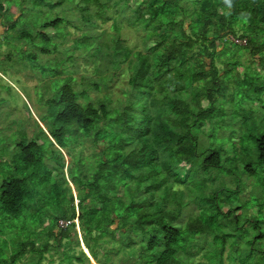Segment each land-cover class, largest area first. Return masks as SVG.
I'll return each mask as SVG.
<instances>
[{"label": "trees", "instance_id": "1", "mask_svg": "<svg viewBox=\"0 0 264 264\" xmlns=\"http://www.w3.org/2000/svg\"><path fill=\"white\" fill-rule=\"evenodd\" d=\"M63 1L22 0L21 16L13 21L3 14L1 22L3 28L9 24L4 38L25 19V7L36 12L16 35L43 55H55L53 75L68 71V77L48 92L46 113L37 114L39 120L30 116L31 132L24 125L16 131L20 139L10 162L0 159V248L9 254H0V264H16L39 245L41 256L65 247L72 254L80 243L97 264H109L96 246L104 237L119 241L123 252L130 249L129 256L138 255L135 264H203L195 260L202 251L204 264H252L248 261L254 256L255 264H264V248H253L256 240L264 246V127L259 136L245 134L229 147L210 142L230 119L253 129L261 123L264 0H232L231 7L225 0H146L134 8L126 6L128 0H79L75 7L88 28H97L94 18L112 20L117 34L105 39V32H85L73 40V51L62 48L69 35L59 29L64 18L37 21L44 8ZM1 10L0 2V17ZM123 21L143 31L144 42L151 43L145 52L120 39ZM48 28L56 34H46ZM77 51L102 60L107 70L127 64L124 100L113 101L110 93L98 100L88 95L87 86L107 89L113 75L77 88L75 71L65 68L66 62L75 63ZM244 52L250 62L239 76L235 69ZM26 56L36 60L39 55ZM256 60L263 74L252 66ZM255 101L261 106L253 110ZM205 124L210 134L202 130ZM88 138L91 161L82 157ZM204 138L207 147L199 143ZM243 173L254 181L249 199L239 203ZM192 206L196 211L181 223L183 211ZM253 206L254 215L249 212ZM17 228L22 233L13 235ZM78 252L69 258L92 264L83 247ZM242 253L244 262L239 261Z\"/></svg>", "mask_w": 264, "mask_h": 264}, {"label": "rangeland", "instance_id": "2", "mask_svg": "<svg viewBox=\"0 0 264 264\" xmlns=\"http://www.w3.org/2000/svg\"><path fill=\"white\" fill-rule=\"evenodd\" d=\"M12 1L15 3H13ZM20 1L22 0H0L2 5L0 17V32L2 30L5 32L6 27L9 26V24H6V27L4 28L1 26V22H5L4 20L6 14H10L13 18V21H15V19L21 16L19 7L22 3ZM57 1L59 0H52V2ZM145 1L146 0H128L126 6L129 8H134L138 5L143 7ZM69 2L70 1L68 0L63 1L61 5L55 6L52 9L44 8V14L37 17V21L41 22L50 21L55 19L56 17L64 18L65 22L60 25L59 29L62 30L63 33L66 32L69 35H67L64 39L62 48H67L70 51H73L71 47L73 40L82 36V34H84L85 32L91 34L105 32V39H109L110 37L117 34V32L113 29L112 20L102 22L100 19L94 18V22L97 25V28H88L87 23L81 20V14L75 7L79 0H73L71 3ZM16 3L18 4V6L16 5ZM25 8L26 10H24V20H27L28 18L32 19L33 17H35L36 12L30 14L31 12L27 9L28 7ZM3 14L5 17L3 16ZM108 14L109 16L111 15L112 17H114L113 10H110ZM24 20L22 19L21 21H19V25L17 26V28L14 31H9L6 36L4 35V38L0 36V159H5L7 160V162H10L11 156L13 155L15 149V145L13 146V144L15 143V141L20 139L19 134H17L16 131H19L21 129V126L24 125V127H26L27 132H31L28 127V124L30 123V116L34 119L39 120L38 115L46 113V106L44 104V100L49 97L48 92L50 91V89L53 90L54 86H60L65 81V78L68 77V71L65 75H53V71L56 70L58 66L57 62H55L57 58L55 55L45 56L35 48L31 47V44L29 42L20 40L17 37L18 35H16V32L18 29L22 28ZM26 23V28L33 31L32 25H29V21H26ZM55 31L56 30H53L52 28H48L44 32L46 34L54 36L56 34ZM118 35L126 46L139 51L145 52L151 45L150 42H144L142 30L136 29L135 27L128 25L124 21L123 23H121V30ZM55 42L59 43L60 39H55ZM235 42H240L241 44H243L244 40H235ZM21 49H23V51H21ZM28 53L38 54L39 56H37L36 60H30L26 56V54ZM74 55L76 58L75 63H72L71 61L66 62L65 68L67 70L72 69L75 71L73 77L75 78L78 89L83 88L84 85L87 86V84L90 83V80H98L103 75H113L112 80L109 81L107 84V89L102 88L101 91H96L93 89L92 85L87 86L88 95L91 99L98 100L102 98L105 93H110V97L113 101L117 99L124 100L125 95L123 93L128 88V70L126 63L122 64L118 69L107 70L104 67V62L102 60H97L96 58H89L87 54L83 55L79 51L75 52ZM249 58V53L244 52L240 64L235 69V72L239 76L244 75V73L246 72L245 66L250 62ZM252 66L260 74H263V69L261 68L257 60L252 64ZM82 78H84V80H81ZM170 89L173 90V86H171ZM261 100L264 101V94L261 96ZM239 104L240 103H237L235 107H238ZM202 105H207V100L205 98L202 100ZM252 105L254 106H252L253 110H256L255 108H259L261 106L259 101L253 102ZM256 114L258 115L260 113L256 112ZM258 118L261 120V123L259 124L256 122L254 129L248 126L239 127V122H234L233 119H230L229 122H227L225 125H222L220 131L217 132V130H215V134L213 133L214 139L210 142H213V146L216 147H218L222 143H226L229 147L230 141H235L236 144H238L240 138L245 134H253L257 137L261 134V131L263 130L261 127H264L263 110H261V114ZM202 130L206 134L211 133V128L207 124L202 127ZM199 141V143L205 145V147L208 146L207 140H205V138L199 139ZM83 144L84 148L82 157L87 158L89 161H91V159H93L91 155L93 149L91 148L92 142L90 141V138H88L86 140V143ZM99 146L101 148V144H99ZM69 161V158L66 156V167ZM64 170L65 172L67 171L66 168ZM241 176L242 179L245 181V188L243 189L242 194L238 196L237 202L239 203L243 202V200L245 199H249L252 189V182L254 181L253 178H248L245 173H243ZM223 180L224 179L218 181ZM226 182L229 187L233 189L235 188L234 185L230 183V180H228V178H226ZM71 186L74 188L73 185ZM211 187L214 188V186ZM73 193L76 197L77 191L75 190V188L73 189ZM256 193L257 191L252 193V195ZM77 203L78 201L76 198L74 204L77 205ZM249 203L251 204L253 203V201H249ZM234 205L235 206L233 207L237 206L236 204ZM228 209V206L222 208L224 212L228 211ZM195 211L196 209L193 206L192 208L190 207L183 211L181 223L185 222L187 217ZM249 212L250 214L254 215L257 212V207H251ZM239 213V211L236 212V214ZM18 230L22 233V230L17 228V230L15 229L12 232V234L15 235L14 233L18 232ZM76 231V238L81 241L82 239L79 229L76 228ZM114 235L116 239L120 237L118 232H115ZM1 237L4 236L2 235ZM251 237L253 236L251 235ZM105 239H107V237L100 239L96 244L97 248L100 250L99 256L102 258V260L109 259V264L139 263L138 255L134 257L129 256L128 251L130 249H126L125 252H123L122 244L119 241L109 242L104 241ZM50 241V244L54 243L52 242V239H50ZM40 246L41 245L36 246V250L34 253L29 252L27 253V255L20 258L16 264H59V262L61 261L63 262L62 264H69L71 261H74V264H79L78 262H76L75 259L69 258L70 252L69 250H67V247H65L63 251H58L53 248L51 249L53 252L44 253V256H41L36 253L38 247ZM73 247L74 252L70 255L75 257L80 256V253L78 251H80V248L83 247L84 252L89 257V252L83 243H80L78 246L73 245ZM136 247H138V245H136ZM260 247L264 248L262 241H253V248ZM116 250L118 251L117 253L114 252ZM105 252L110 253L108 255H105ZM2 253L5 257L8 258L9 254L6 252V249L1 250L0 248V254ZM203 253L204 252L202 251L199 253V255L196 256V262L203 264L206 262V259L202 257ZM231 254L234 256L233 252H231ZM91 260L94 262L92 258ZM223 261H226L225 257L223 258ZM239 261H245L244 253L240 255ZM257 261L258 258L254 256L248 262H252V264H255ZM142 263L144 262L142 261ZM224 264L227 263L224 262ZM231 264L238 263L231 262Z\"/></svg>", "mask_w": 264, "mask_h": 264}, {"label": "crops", "instance_id": "3", "mask_svg": "<svg viewBox=\"0 0 264 264\" xmlns=\"http://www.w3.org/2000/svg\"><path fill=\"white\" fill-rule=\"evenodd\" d=\"M3 32H4L3 30L0 32V36H2ZM91 258H92V257L89 255V261H90L91 263H93V264L96 263L95 261L93 262V261L91 260ZM92 259H93V258H92ZM93 260H94V259H93ZM96 264H97V263H96Z\"/></svg>", "mask_w": 264, "mask_h": 264}, {"label": "clouds", "instance_id": "4", "mask_svg": "<svg viewBox=\"0 0 264 264\" xmlns=\"http://www.w3.org/2000/svg\"><path fill=\"white\" fill-rule=\"evenodd\" d=\"M225 3H227L229 5V7L232 6V0H225Z\"/></svg>", "mask_w": 264, "mask_h": 264}]
</instances>
